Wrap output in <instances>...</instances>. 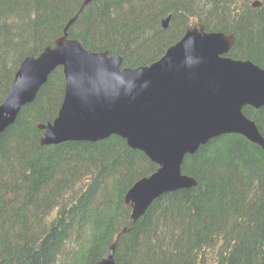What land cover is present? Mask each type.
I'll return each instance as SVG.
<instances>
[{
	"label": "trees",
	"instance_id": "trees-1",
	"mask_svg": "<svg viewBox=\"0 0 264 264\" xmlns=\"http://www.w3.org/2000/svg\"><path fill=\"white\" fill-rule=\"evenodd\" d=\"M84 0H0V103L22 61L53 46ZM91 0L69 28L122 67L150 65L200 21L234 34L228 56L264 68V0ZM170 16L168 27L163 19ZM57 67L0 134V264H264V148L241 134L187 154L195 186L156 198L136 221L125 195L158 164L118 136L42 145L65 95ZM264 136V106H245Z\"/></svg>",
	"mask_w": 264,
	"mask_h": 264
},
{
	"label": "water",
	"instance_id": "water-1",
	"mask_svg": "<svg viewBox=\"0 0 264 264\" xmlns=\"http://www.w3.org/2000/svg\"><path fill=\"white\" fill-rule=\"evenodd\" d=\"M90 1H83L53 46L22 61L0 103V134L62 66L64 99L57 116L39 124L43 130L40 142L99 141L118 135L144 151L158 168L126 193L134 220L162 194L197 184L182 171V163L210 139L235 133L264 148L259 127L243 112L248 105L264 106V68L228 56L234 35L209 32L202 22H195L157 61L122 68L121 54L91 51L81 39L68 36L70 26ZM170 16L163 19L164 27ZM115 247L113 242L94 264H116Z\"/></svg>",
	"mask_w": 264,
	"mask_h": 264
},
{
	"label": "bare ground",
	"instance_id": "bare-ground-1",
	"mask_svg": "<svg viewBox=\"0 0 264 264\" xmlns=\"http://www.w3.org/2000/svg\"><path fill=\"white\" fill-rule=\"evenodd\" d=\"M88 5V4H87ZM86 6V5H85ZM78 17V16H77ZM231 35H234V34H231Z\"/></svg>",
	"mask_w": 264,
	"mask_h": 264
}]
</instances>
